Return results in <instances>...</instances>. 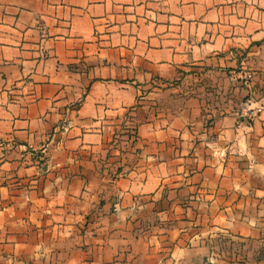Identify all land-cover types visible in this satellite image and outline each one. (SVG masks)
<instances>
[{
    "label": "crops",
    "instance_id": "0c3cea01",
    "mask_svg": "<svg viewBox=\"0 0 264 264\" xmlns=\"http://www.w3.org/2000/svg\"><path fill=\"white\" fill-rule=\"evenodd\" d=\"M262 95L264 0H0V264H264Z\"/></svg>",
    "mask_w": 264,
    "mask_h": 264
},
{
    "label": "built area",
    "instance_id": "2783aa9c",
    "mask_svg": "<svg viewBox=\"0 0 264 264\" xmlns=\"http://www.w3.org/2000/svg\"><path fill=\"white\" fill-rule=\"evenodd\" d=\"M256 105L250 109L249 117L254 119L255 117L259 116L261 113H264V95H262L258 101L255 102Z\"/></svg>",
    "mask_w": 264,
    "mask_h": 264
},
{
    "label": "rangeland",
    "instance_id": "374dc122",
    "mask_svg": "<svg viewBox=\"0 0 264 264\" xmlns=\"http://www.w3.org/2000/svg\"><path fill=\"white\" fill-rule=\"evenodd\" d=\"M104 168H105L106 170H109V173L111 174L110 176H111L112 178H115V174H113V170H112V169L115 168V163H114V161H111V160L106 161V162L104 163Z\"/></svg>",
    "mask_w": 264,
    "mask_h": 264
}]
</instances>
